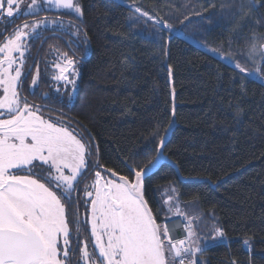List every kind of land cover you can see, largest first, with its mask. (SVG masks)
Masks as SVG:
<instances>
[{
  "label": "trees",
  "instance_id": "16d2710c",
  "mask_svg": "<svg viewBox=\"0 0 264 264\" xmlns=\"http://www.w3.org/2000/svg\"><path fill=\"white\" fill-rule=\"evenodd\" d=\"M128 1L134 10L78 0L85 60L72 114L92 161L120 175L147 166L175 119L164 156L177 170L164 164L144 183L158 222L170 216L163 193L174 188L187 215L201 218L202 241L215 227L229 239L211 242L198 264H264V73L246 77L188 41L241 52L254 33L264 37V0L248 23L245 0Z\"/></svg>",
  "mask_w": 264,
  "mask_h": 264
},
{
  "label": "snow or ice",
  "instance_id": "6c2138e0",
  "mask_svg": "<svg viewBox=\"0 0 264 264\" xmlns=\"http://www.w3.org/2000/svg\"><path fill=\"white\" fill-rule=\"evenodd\" d=\"M43 3L83 15L74 0ZM40 8L37 0H31L23 14L34 15ZM19 9L20 0H0V15L6 18H15ZM136 12H141L140 8ZM141 14L148 16L146 12ZM49 24L64 27L62 21L36 20L19 26L0 43V264H198V254L217 238H223L224 231L215 227L214 235L202 241L194 226V221L201 218L189 217L181 209L178 194L168 195L164 201L168 213L182 218L179 223L186 221V235L176 238L179 223L171 218L158 222V214L144 197V180L159 164L167 132L160 136L156 157L147 166L139 170L129 166V175L107 169L108 178L96 171L94 181L84 189L89 218H69L68 209L73 204L79 206V197L74 193L79 190L85 170L93 167V145L69 126L45 119L41 106L30 104L21 95L31 75L30 69L25 71L24 67L26 40L38 39V29ZM164 27L171 28L167 22ZM255 52L253 45V59ZM259 55L264 63V51ZM75 65L67 53L52 65L55 71L51 80L60 102L61 86L65 90L71 86V91H75ZM234 67L246 77L254 75L240 63ZM261 73L264 68L255 74ZM31 85L33 89L38 86V73ZM66 95L70 100L67 91ZM95 166L100 167L98 162ZM171 191L175 193L174 188ZM89 223L92 251L88 241L81 247L80 240L81 225ZM243 244L248 245L249 240ZM77 252L79 259H74Z\"/></svg>",
  "mask_w": 264,
  "mask_h": 264
},
{
  "label": "flooded vegetation",
  "instance_id": "af4514ba",
  "mask_svg": "<svg viewBox=\"0 0 264 264\" xmlns=\"http://www.w3.org/2000/svg\"><path fill=\"white\" fill-rule=\"evenodd\" d=\"M41 5L40 10L34 15H24L27 10V6L31 3V0H20L19 14L15 18H6L0 15V43L4 42L5 36H10L21 25L28 23L31 24L36 20H43L47 18L49 21H62L63 28L57 27L54 24H49L46 27L38 29V39H27V51L25 53V71L30 69L31 75L24 83L21 89V95L27 98L30 104L40 105L42 108V115L45 119H51L54 122H60L70 127V130H75L80 137L86 140V131L84 127L77 122L73 117V106L77 97L79 88V82L81 78V66L85 60V46L83 34L77 25V18L72 16L70 10L59 9L49 7L43 3V0H37ZM29 31H31L29 29ZM67 53L74 61H76V71L78 78L76 79L75 91H71V86L68 90H65L61 86L60 96L63 97V102H60L55 94V83L51 80L53 71L52 65L57 62L59 57ZM17 55L18 54H14ZM38 73V86L33 89L31 81L33 77H36ZM66 91L71 95L69 100L66 95ZM47 94V96H46ZM0 95H2V89H0ZM92 168L86 169L85 176L78 185V192L74 193V196L79 197L78 207L77 204H73L68 209L69 218L86 220L90 216L89 206L84 205L86 199L84 195V189L86 185H90L95 179V172L101 171L103 176L105 172L109 174L103 167H96V162L92 161ZM99 164V162H98ZM100 165V164H99ZM105 171V172H104ZM104 172V173H103ZM78 213L77 215H73ZM73 233L75 234L76 225L73 224ZM81 247L83 243L88 241L89 250L92 251V244L90 240V223L81 225L80 230ZM98 255V251H97ZM74 259H79V252L76 253Z\"/></svg>",
  "mask_w": 264,
  "mask_h": 264
},
{
  "label": "rangeland",
  "instance_id": "374dc122",
  "mask_svg": "<svg viewBox=\"0 0 264 264\" xmlns=\"http://www.w3.org/2000/svg\"><path fill=\"white\" fill-rule=\"evenodd\" d=\"M116 1L124 4L125 6L131 8L133 10L135 9L134 6L132 5V3H130L128 0H116ZM74 2L79 4L78 0H74ZM234 2L240 6V2L241 1L234 0ZM258 6H259V2L257 0H245L243 2V14H245L243 16H244L245 23L249 22V18L251 17V14H253L252 10L253 9L255 10V8H257ZM240 11H241V8H240ZM70 13H71L72 16L76 17L77 19H81L82 18V16L76 14L72 10H70ZM188 41H190L194 45L200 47L204 51L208 52L209 54H211V55H213V56H215L217 58H219L220 60L224 61L225 63H227V64H229V65H231L233 67H234V65L236 63H240L243 67L247 68L249 71H252L254 73V75L249 77V78L256 79V80L257 79L261 80V78H260L261 75L260 74L256 75L255 73H256V71L258 69H260V66L262 64V61H261L259 53L261 51H264V48L261 47V46H264V37L263 36L254 33V36L251 39V42L250 43L248 42L246 44V46H245L246 49L242 50L241 52L239 50H237V49L236 50L233 49V50L230 51V53H225L224 51L220 50L218 47L210 45L209 43L205 44L203 42H199V41H195V40H188ZM253 45L256 46V52L254 54L255 55V59H253L252 56L250 55V52H251V50L253 48ZM261 81H263V80H261ZM104 175H107V178H108V176L110 174H107L105 172ZM172 189L173 188H169V189H166L164 191V193H163L164 201L167 199L168 195L175 196L176 194H178L176 190H175V193H173L171 191ZM179 203H180V201H179ZM190 204H192V203H190ZM164 205H165V208H166V211H167V205L165 203H164ZM180 206H181V209L184 211L181 203H180ZM170 216L173 217V215L171 213H170Z\"/></svg>",
  "mask_w": 264,
  "mask_h": 264
},
{
  "label": "built area",
  "instance_id": "2783aa9c",
  "mask_svg": "<svg viewBox=\"0 0 264 264\" xmlns=\"http://www.w3.org/2000/svg\"><path fill=\"white\" fill-rule=\"evenodd\" d=\"M173 221H176V222H181L182 221V218H180V217H174L173 219H172ZM184 223H186V221H183L182 223H179V226L178 227H176V231H175V233H174V235H175V237L176 238H183V236L184 235H186V231H185V229H184V227H183V224ZM223 230V229H222ZM224 231V230H223ZM225 233V232H224ZM217 241H219V242H222V243H224V244H228L229 243V239H228V237L226 236V234L224 235V237L223 238H217L216 239ZM245 250L250 254L251 252H252V247L250 246V244H248V245H245Z\"/></svg>",
  "mask_w": 264,
  "mask_h": 264
},
{
  "label": "water",
  "instance_id": "95a60500",
  "mask_svg": "<svg viewBox=\"0 0 264 264\" xmlns=\"http://www.w3.org/2000/svg\"><path fill=\"white\" fill-rule=\"evenodd\" d=\"M175 107V106H174ZM175 127H176V123H175V119H173V123H172V125H171V128H169V130L167 131V136H166V140H167V143L169 142V140H170V138H171V135H172V133H173V131H174V129H175ZM167 145V144H166ZM165 149V148H164ZM164 149L162 150L163 151V154L160 156V161H159V164L157 165V168L156 169H154L153 170V173L150 175V176H152L154 173H156L159 169H160V167L162 166V165H164V164H167V165H170V166H172L173 168H175L176 169V166H174L165 156H164ZM177 170V169H176ZM149 176V177H150ZM148 178H146L145 180H144V183H145V181L147 180ZM182 180V179H181ZM144 197H145V187H144ZM146 200V199H145Z\"/></svg>",
  "mask_w": 264,
  "mask_h": 264
}]
</instances>
